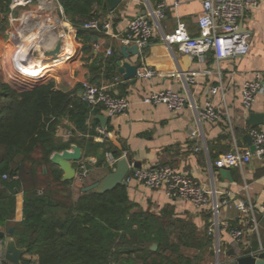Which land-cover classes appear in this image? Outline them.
<instances>
[{"label": "crops", "instance_id": "obj_1", "mask_svg": "<svg viewBox=\"0 0 264 264\" xmlns=\"http://www.w3.org/2000/svg\"><path fill=\"white\" fill-rule=\"evenodd\" d=\"M101 2V5L96 3L93 6L92 17L76 25L67 14L61 0H0V31H5L10 36L7 41L0 38V85L8 84L13 90L22 91V85L14 78L13 70L6 59L8 55L17 51L15 43L21 40L15 38L18 31L27 26L41 24L43 27H40L48 32L47 37L55 38L64 33L61 50L69 57L62 58L59 63L49 62V67L45 68V76L37 86L52 84L54 89L72 93L74 97L81 99L80 92L84 81L102 85L111 83L115 77H121L123 82L113 89L131 103L126 114L113 118L107 115L103 107L92 109L87 104L89 111L85 132L79 130L68 116L63 117L58 124L56 130L58 141L68 143L72 137L77 138L78 142L84 145L83 148L80 147L83 159L93 164L90 176L82 182L83 187L100 181L110 172L105 164L98 166L99 155L111 151L121 156L126 151V159L130 162H139L142 166L169 165L177 171L188 172L206 186L212 185L214 177L218 188L233 192V201L243 199L251 202L255 209L259 210L264 203V159L253 156L251 162L243 167H233V181L223 180L219 175V169H214L212 176L209 167L210 162L221 154L240 147L239 140L243 143V147L240 148H250L244 140L251 126L246 122L249 114L243 107L241 90L244 82L254 78L256 73H260L264 78V0L257 9L246 12L242 18L243 25L250 34L249 53L243 57L226 58L220 62L216 60L213 52L206 53L204 61L201 62L197 57L182 53L178 47L173 56L162 44L158 33L142 53L131 54L129 57L121 55L125 46L121 38L126 33L128 22L145 12L146 2L153 6L161 2L168 5L163 20L166 32L173 31L178 22L182 21L189 33L197 36L198 18L203 9L201 0H123L114 10L105 6V0ZM97 17L112 19L113 36L100 31H87L82 27L87 20ZM20 46L25 48L27 45L22 43ZM110 46L113 48V54L107 56L106 51ZM119 62L131 63L137 67L149 65L156 73L151 78L136 76L137 81L131 83L119 71ZM204 69L209 73L198 76L196 82L190 84L191 96L199 106L206 100L212 101L221 118L216 123L204 122L202 125L204 135L198 139L191 136V131L198 128L193 109L186 107L173 111L164 103L145 102L144 97L164 89L184 92L182 77L174 76L172 73L180 71L186 74L192 70ZM214 86H221L216 94L210 92ZM251 111L264 112V94L257 96ZM99 116L108 118L105 127L111 133L104 142L96 130L99 125L104 126ZM96 119L99 120V124L96 123ZM257 127L264 129V125ZM92 143L97 148L91 146ZM198 144L203 145L201 150H196ZM73 145L79 147L77 143H73L68 149ZM104 147L111 150L105 151ZM2 149L0 147V158L3 156ZM21 160L22 155H18L12 166L17 167ZM44 171L46 172V168ZM74 191L76 193V190ZM128 193L132 202L136 204L134 210L155 214L163 217L165 221L174 222L173 227L177 233L173 238L170 233L172 243L173 241L179 243L178 236L181 233L196 232L190 234L192 240L188 242L193 247L181 245L177 253L183 261L187 264H216L213 237L207 231L211 220L208 210L197 208L190 202L172 200L163 189L152 190L135 181L128 185ZM13 197L15 213L7 220L6 225H0V230L7 233L10 228L14 230L15 226H19L24 220L25 192L17 190L13 194L0 185V203L6 204L8 199ZM223 218L229 223L230 228L243 229L245 235L239 244H235L232 242L230 231H222L225 254L222 256L221 264L233 262V251L238 254L264 251V218L259 213L256 224L250 217L242 215L235 209H225ZM7 236L15 238L13 234L8 233ZM3 243L5 251V242ZM153 244H157V249L159 248L158 243ZM182 249L196 251L195 257L187 258L183 255ZM203 250L208 251L206 256L201 255ZM211 252L213 260L210 259ZM24 257H30L33 264H38L37 255L26 254Z\"/></svg>", "mask_w": 264, "mask_h": 264}, {"label": "trees", "instance_id": "obj_2", "mask_svg": "<svg viewBox=\"0 0 264 264\" xmlns=\"http://www.w3.org/2000/svg\"><path fill=\"white\" fill-rule=\"evenodd\" d=\"M61 2L76 25L92 17L93 6L102 3ZM88 111L87 103L72 93L54 89L52 84L21 92L8 84L0 85V185L13 194L17 190L25 192L24 220L13 232L17 244L27 248L28 255H37L38 264H173L169 256L162 254V248L177 254L181 245L193 247L188 242L195 231L179 234V243L173 245L169 226L174 222L134 210L136 204L130 199L127 185L102 194L83 192L82 188L75 193L73 180H63L62 170L52 163L53 153L73 143L84 147L75 137L68 143L58 141L56 130L62 118L68 116L85 132ZM18 155L22 160L13 167ZM98 158V166H103L105 153ZM4 174L9 178L3 179ZM15 174L19 179L13 178ZM14 213L15 197L0 203V225H6ZM153 243L159 245L156 251L151 250ZM22 264H33L32 258L23 257Z\"/></svg>", "mask_w": 264, "mask_h": 264}, {"label": "built area", "instance_id": "obj_3", "mask_svg": "<svg viewBox=\"0 0 264 264\" xmlns=\"http://www.w3.org/2000/svg\"><path fill=\"white\" fill-rule=\"evenodd\" d=\"M201 1L203 9L198 18L199 34L197 36H192L182 21L178 22L173 31L166 32L163 20L166 17L168 5L161 2L159 5L153 6L150 2H146L145 12L128 22L126 33L122 36L121 41L129 46L137 45L140 53H142V50L158 33L162 44L173 56H175L177 47L182 53L197 57L201 62L204 61L208 52H213L218 62L226 58L246 56L250 50V34L245 27L240 28V25L246 12L257 9L262 0ZM112 25L113 21L110 17L107 19L97 17L87 20L82 27L87 31H100L113 36L111 33ZM40 26L43 27L41 24L33 27L27 26L15 34V38H19L20 35L22 38H19L21 40L15 43L17 51L11 54L9 62L14 78L22 85V91L37 86L42 81L45 76V68L49 67V62L59 63L62 58L66 57L62 50L52 59L46 56L45 53L49 48L44 44V40L48 32ZM45 27L47 28V26ZM23 35L26 36L23 37ZM64 35L62 33L59 37L64 40ZM22 43L27 44L25 47L27 52L24 54L21 53L19 47ZM106 53L107 56H111L113 48L108 47ZM67 57H69L68 54ZM41 64L43 65L41 66ZM155 73L156 71L149 65H143L137 68L136 76L151 78ZM208 73L209 71L205 69L192 70L186 74L180 71L173 72L172 75L182 77L185 91L173 89L154 91L144 97V101L154 104L164 103L173 111H179L186 107L193 109L198 128L191 131V136L200 139L204 135L203 123H216L221 118L219 110L212 101L206 100L199 106L191 96L190 84L195 83L198 76ZM122 82L121 77H115L111 83L102 85L84 81L80 92L81 100L92 109L103 107L110 118L126 114L130 109V101L120 96L113 89L114 86ZM220 88L221 86H214L210 92L216 94ZM259 94H264V78L260 73H256L254 78L244 82L241 90L243 107L248 114ZM96 130L103 142L111 136L110 131L105 126L99 125ZM248 134L251 135L252 142L256 147L255 152H252L250 148L235 147L232 151L221 154L213 162H210L209 168L212 176L214 169L243 167L251 162L253 156L264 159V129L251 126L248 128ZM204 146L207 148L206 144ZM202 147V144H198L196 150H201ZM126 157V151L121 156H115L111 151H107L104 164L113 171L116 169L118 161ZM92 165L87 159L79 160L75 166L76 179L84 182L92 172ZM3 178L8 179L9 175L4 174ZM13 178L19 179V175L15 174ZM125 181L128 184L134 181L139 182L152 190L161 188L172 200L190 202L197 208L208 210L211 220L207 231L213 237L216 264L222 263L221 259L225 254L222 231L229 230L232 242L235 244H239L245 235L243 229L230 228L229 223L223 218L225 209H235L242 215L250 217L255 224L258 213L264 218V203L259 210H256L251 202L243 199L233 201V192L218 188L214 177H212V185L206 186L188 172L177 171L169 165L136 167L135 163L131 162ZM38 193L42 194L43 191L38 190ZM0 264H11L5 259L3 241H0Z\"/></svg>", "mask_w": 264, "mask_h": 264}, {"label": "water", "instance_id": "obj_4", "mask_svg": "<svg viewBox=\"0 0 264 264\" xmlns=\"http://www.w3.org/2000/svg\"><path fill=\"white\" fill-rule=\"evenodd\" d=\"M123 0H105V6L110 8L111 10L116 9ZM240 28H244L243 22L240 25ZM44 44L47 45L49 50L46 51V56L49 59L56 57L61 52L62 47V38L56 36L55 38L47 37L44 40ZM139 48L137 45H125L122 48L121 55L125 57H129L131 54L137 55L139 54ZM119 71L124 74V78L131 82L135 83L137 81V66L131 63H123L119 62ZM101 123L105 126L107 125L108 118L105 116H99ZM247 124L250 126H261L264 125V112H254L251 111L246 120ZM244 140L249 145L252 152H255L256 147L252 142V137L250 134H246L244 136ZM239 146L243 147V143L241 140L238 141ZM83 158L82 149L76 145H73L71 149H65L62 152H55L51 161L55 165L61 168L63 171V180L72 181L76 179V167L75 163ZM130 161L126 158H122L118 161L116 169L109 172L106 176H104L100 181L95 182L93 184L87 185L82 188L83 192L94 191L97 193H105L110 190L115 189L121 184L129 185L125 178L130 169ZM136 167H141L142 165L139 162L135 163ZM220 177L224 179H228L233 181L232 178V168L231 167H223L219 169ZM13 228L8 230L9 234H13ZM5 231L0 230V239L5 242V259L11 264H22L23 257L27 254L28 250L25 247H20L17 244L15 238L11 236H7L8 234ZM152 250L157 249V244H153L151 246ZM233 262L229 264H264V251H254V252H246L243 254H238L233 251ZM218 264V263H217Z\"/></svg>", "mask_w": 264, "mask_h": 264}, {"label": "rangeland", "instance_id": "obj_5", "mask_svg": "<svg viewBox=\"0 0 264 264\" xmlns=\"http://www.w3.org/2000/svg\"><path fill=\"white\" fill-rule=\"evenodd\" d=\"M1 32V35H0V38L1 39H3L4 41H7L8 40V38H10V36H9V34H6L5 33V31L3 32V31H0ZM3 50H1V52H2ZM4 56V55H3ZM10 56H11V54L10 55H8V57L6 58L7 59V64L9 65V60H11L10 59ZM43 178V177H42ZM44 179V178H43ZM88 179V178H87ZM77 180V179H76ZM74 180L73 182H74V190H76V193H78L79 192V190L81 189V188H83V185H82V182H80L79 180ZM75 186H77V187H75ZM79 186H82V187H79ZM77 188V189H76ZM75 192V191H74ZM175 225V224H174ZM173 225V226H174ZM179 225V224H178ZM173 226H169V230H170V233H171V237L173 238L175 235H176V233H177V231L175 230V228L173 227ZM171 238V239H172ZM173 245L174 244H176V242H174L173 241V243H172ZM162 254L164 255V256H169L170 258H171V260L173 261V264H187L185 261H183L181 258H180V256H179V254H173L172 253V251L171 250H167V249H163L162 248ZM182 252H183V255L184 256H186L187 258H193V257H195V254H196V251H194V250H188V249H182ZM208 254V251L207 250H203L202 251V256L204 255V256H206ZM213 252H211V256H210V259L211 260H213ZM210 260V261H211Z\"/></svg>", "mask_w": 264, "mask_h": 264}, {"label": "bare ground", "instance_id": "obj_6", "mask_svg": "<svg viewBox=\"0 0 264 264\" xmlns=\"http://www.w3.org/2000/svg\"><path fill=\"white\" fill-rule=\"evenodd\" d=\"M27 35V34H26ZM26 35H23V37H25ZM19 38H22L21 37V35L19 36ZM28 43V42H27ZM25 45H27V44H25ZM20 47V51H21V53L22 54H24V53H26L27 52V49L25 48V49H23L21 46H19ZM24 50V51H23Z\"/></svg>", "mask_w": 264, "mask_h": 264}]
</instances>
